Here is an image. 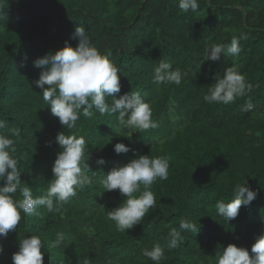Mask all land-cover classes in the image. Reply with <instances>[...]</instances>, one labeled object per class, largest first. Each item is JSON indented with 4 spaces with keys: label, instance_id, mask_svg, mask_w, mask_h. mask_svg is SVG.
<instances>
[{
    "label": "trees",
    "instance_id": "16d2710c",
    "mask_svg": "<svg viewBox=\"0 0 264 264\" xmlns=\"http://www.w3.org/2000/svg\"><path fill=\"white\" fill-rule=\"evenodd\" d=\"M178 3L0 0V120L6 121L0 135L14 141L20 187H30L33 198L46 195L61 151L55 142L60 131L84 136V172L92 181L60 202L59 212L40 207L39 215L21 213L17 228L0 238V264H13L19 241L33 235L42 241L43 264H154L143 252L157 243L165 250L160 264H216V253L229 244L252 255L251 246L264 234V0H198L199 9L188 13ZM77 26L120 69L121 90L114 97L139 92L158 127L135 132L119 124L118 113L98 112L91 119L81 115L71 130L59 124L34 84L41 69L33 61L66 43L75 48ZM233 37L242 48L239 56L204 59L212 45L227 46ZM162 60L188 73L179 86L153 82ZM229 66L237 67L251 91L230 104H209L204 96ZM247 102L252 110L241 111ZM118 142L130 151L116 154ZM141 155L169 158L168 179L152 185L156 207L124 233L106 212L126 197L118 189L104 191L102 181ZM98 158L105 164L98 165ZM244 181L257 195L227 221L215 205L231 201ZM13 198L22 199L19 190ZM181 220L197 224L198 231L182 230ZM171 228L182 237L175 249L165 246ZM57 233L64 239L51 247Z\"/></svg>",
    "mask_w": 264,
    "mask_h": 264
},
{
    "label": "clouds",
    "instance_id": "9594fccd",
    "mask_svg": "<svg viewBox=\"0 0 264 264\" xmlns=\"http://www.w3.org/2000/svg\"><path fill=\"white\" fill-rule=\"evenodd\" d=\"M178 6L183 13L199 9L198 0H179ZM72 38L78 40L75 48L66 43L54 54L49 53L33 61V66L41 69L39 79L34 84L42 90L43 100L49 105L51 114L58 118L59 124L71 130L76 127L81 115L91 119L98 112L102 116L118 113L119 124L135 132L158 127L152 119L150 104L145 102L139 92L126 93L118 99L114 97L121 90L118 77L120 69L93 46L86 30L77 26ZM241 51L238 38L233 37L227 46L212 45L204 59L217 61L222 53L239 56ZM187 75V72L179 68L173 69L171 63L162 60L153 70V82L179 86ZM251 88L237 67L229 66L222 75L215 76V83L204 100L209 104H230L238 97H244ZM109 98L111 103L108 102ZM252 108V103L247 102L240 110L246 112ZM5 126L6 121L0 120V129ZM13 135L18 136L19 131L13 132ZM55 142L61 151L56 154L52 167L54 179L51 180L46 195L33 198L30 187H20L21 171L14 156L16 148L13 139L0 135V238H6L10 231L17 228L22 219L21 213L39 215L40 207L46 208L48 212H59L60 202L67 203L77 195L78 189L92 183L84 172L85 169L89 170V165L85 162L84 136L76 133L65 135L60 131L55 136ZM51 143L46 141V146ZM113 150L116 154L130 151L125 144L119 142L113 146ZM96 163L103 165L105 160L98 158ZM168 170L169 158L141 155L123 166L114 167L105 176L102 181L104 191L118 189L126 197L118 207L106 212L107 218L115 223L118 231L126 233L134 225L141 224L149 210L156 207L155 195L149 189L157 180H167ZM17 190L22 196L21 200L13 198ZM233 192L231 201H217L215 205L217 214L227 221L235 219L241 206H249L257 195L245 181L237 184ZM135 193L140 195L136 196ZM179 227L195 233L198 231L197 224L188 220H181ZM63 239V233H57L56 240L50 246H58ZM181 242V233L171 228L165 246L175 249ZM42 247V241L37 235L20 240L18 251L12 255L13 264H43ZM2 252L3 247L0 246V253ZM251 253L252 255L244 248L229 244L216 253V264H264V234L255 239ZM143 255L154 264H160L165 250L157 243L151 250L145 249Z\"/></svg>",
    "mask_w": 264,
    "mask_h": 264
}]
</instances>
